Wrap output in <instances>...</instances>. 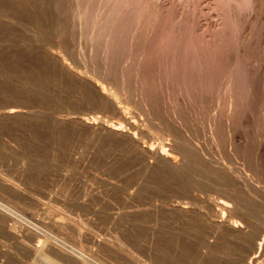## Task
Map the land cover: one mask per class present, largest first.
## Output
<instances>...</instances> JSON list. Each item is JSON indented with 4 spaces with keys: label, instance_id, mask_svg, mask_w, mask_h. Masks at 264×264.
<instances>
[{
    "label": "rangeland",
    "instance_id": "rangeland-1",
    "mask_svg": "<svg viewBox=\"0 0 264 264\" xmlns=\"http://www.w3.org/2000/svg\"><path fill=\"white\" fill-rule=\"evenodd\" d=\"M107 1L0 0V264H145L148 210L176 200L192 209L166 215L154 264H247L264 236V0H129L118 21ZM126 118L180 169L86 125Z\"/></svg>",
    "mask_w": 264,
    "mask_h": 264
},
{
    "label": "bare ground",
    "instance_id": "bare-ground-1",
    "mask_svg": "<svg viewBox=\"0 0 264 264\" xmlns=\"http://www.w3.org/2000/svg\"><path fill=\"white\" fill-rule=\"evenodd\" d=\"M76 1V0H75ZM78 1V0H77ZM81 1V0H80ZM98 1V0H97ZM109 1V0H108ZM107 1V2H108ZM111 1V0H110ZM110 1L108 2V3H110ZM112 1H114V0H112ZM127 1H129V0H126V1H123V0H118V2H117V0H115V2L114 3H111V4H113L112 5V7L110 6H107V7H109L110 8V10L109 9H107V11H109L108 13L106 12L105 14H104V16L105 17H107V15H108V17H109V15L110 16H113V17H110L111 19H115V20H123L122 18H120V17H122V16H124L126 13H127V6H130V4L127 2ZM131 1V0H130ZM129 1V2H130ZM138 1V0H137ZM143 1V0H142ZM102 2H103V0H102ZM126 2V3H125ZM141 2V1H140ZM95 3H97V2H95ZM103 3H105V1L103 2ZM108 3H107V5H108ZM131 3V2H130ZM133 3H135V2H133L132 1V4ZM138 4L137 5H140V6H136V8L139 10V8L138 7H140V10H139V14H142V13H144V11L143 10H145V8H144V6L142 7L143 8V10L141 9V6H142V4L140 3L139 4V2H137ZM143 3V2H142ZM94 4V3H93ZM92 4V5H93ZM100 4V3H99ZM98 4V5H99ZM131 4V5H132ZM144 4V3H143ZM146 4V3H145ZM88 5V4H87ZM148 4H146V6H147ZM78 6V5H77ZM145 6V7H146ZM87 7V6H86ZM95 7V6H94ZM101 7V6H100ZM132 7L134 8L135 7V5H132ZM149 7V6H148ZM151 7V6H150ZM159 7V6H158ZM78 8V7H77ZM76 8V9H77ZM104 8V7H103ZM136 8L135 9H133V10H135L136 11V13H137V10H136ZM147 8V7H146ZM87 9H88V7H87ZM106 9V8H105ZM78 10H79V8H78ZM132 9H131V6H130V9L128 10V11H131ZM101 11V10H100ZM103 11V10H102ZM134 11V12H135ZM145 12H146V10H145ZM159 12H160V10H159ZM80 13V12H79ZM87 13V12H86ZM133 12H131L130 14H132ZM150 13H151V11H150ZM150 13L148 12L146 15H148L149 14V16H150ZM145 14V13H144ZM101 15H102V13H101ZM143 15V14H142ZM80 16H81V14H80ZM94 16V15H93ZM99 16V15H98ZM128 16H130L129 14L127 15V17ZM141 16V15H140ZM139 16V17H140ZM131 17V16H130ZM133 17H134V15H133ZM146 17V16H145ZM173 17V16H172ZM80 18V17H79ZM83 18V17H82ZM93 18V17H92ZM104 18V17H103ZM109 18V19H110ZM149 17H147V20H149L148 19ZM88 19V18H87ZM87 19H86V22H87ZM105 19H107V18H104V20ZM110 19V20H111ZM125 19V18H124ZM127 19V18H126ZM125 19V20H126ZM129 19V18H128ZM135 19V18H134ZM139 19V18H138ZM160 19V18H159ZM85 20V19H84ZM100 20V19H99ZM98 20V21H99ZM103 20V19H102ZM109 20V21H110ZM114 20V21H115ZM130 20H132V19H130ZM144 20H146V19H144ZM154 20V19H153ZM94 21V20H93ZM106 21H108V20H106ZM108 21V22H109ZM136 21V23L138 22V20L136 19L135 20ZM126 22V21H125ZM139 22H141L140 21V19H139ZM138 22V23H139ZM144 22V21H143ZM148 22V21H147ZM78 23H80L81 24V22H79L78 21ZM77 23V24H78ZM104 23V22H103ZM121 23V22H120ZM131 23V22H130ZM129 23V24H130ZM134 23V22H133ZM132 23V24H133ZM137 23V24H138ZM142 23V22H141ZM140 23V24H141ZM146 22H144L143 24H141V26H142V28L144 29V24H145ZM149 23V22H148ZM148 23H146V24H148ZM169 23H171L170 21H169ZM176 23V22H175ZM100 24H101V22H100ZM104 24H106V23H104ZM118 24V23H117ZM124 24H126V23H124ZM129 24L127 25L126 24V26H129ZM137 24H136V26H137ZM172 24V23H171ZM113 25H114V23H113ZM139 25V24H138ZM174 25V24H173ZM173 25H171L172 26V30H173ZM178 25V24H177ZM76 26V25H75ZM115 26V25H114ZM119 26V25H118ZM146 26V25H145ZM155 26H156V23H155ZM174 26H176V25H174ZM83 27V26H82ZM89 27V26H88ZM106 27V26H105ZM138 27V26H137ZM140 27V26H139ZM154 27V26H153ZM168 27V26H167ZM84 28H86V27H84ZM102 28V27H101ZM119 28V27H118ZM131 28L133 29L134 27H132V25H131ZM130 28V29H131ZM141 28V27H140ZM138 29L137 31H139V30H142V29ZM145 28H148L147 26L145 27ZM150 28V27H149ZM148 28V29H149ZM163 28V27H162ZM170 28V27H169ZM117 29V28H116ZM131 29V30H132ZM153 29V28H152ZM93 30V29H92ZM96 30V29H95ZM102 30H103V28H102ZM106 30V29H105ZM109 30H112V29H108V31ZM134 30H135V28H134ZM147 30V29H146ZM145 30V31H146ZM172 30H171V32H172ZM83 31V30H82ZM87 31V30H86ZM85 31V32H86ZM90 31V30H89ZM88 31V32H89ZM107 31V32H108ZM113 31V30H112ZM111 31V32H112ZM118 31L119 30H117V33H118ZM98 32V31H97ZM97 32H96V34H97ZM141 32V31H140ZM152 32V31H151ZM174 32V31H173ZM92 33V32H91ZM91 33H88V34H91ZM103 33V32H102ZM116 32H114V33H112L113 35L115 34ZM116 33V34H117ZM147 33V32H146ZM87 34V36H88V38H89V35ZM107 34V33H106ZM81 35H82V33H81ZM99 35V34H98ZM171 35H172V33H171ZM86 36V35H85ZM86 36V37H87ZM93 36H94V34H93ZM102 37L104 36V35H101ZM100 37V36H99ZM98 37V38H99ZM107 37V36H106ZM105 37V38H106ZM110 37H112L113 38V36H110ZM172 37V36H171ZM174 37V36H173ZM94 38H96V36L94 37ZM97 38V39H98ZM118 38V37H117ZM116 38V39H117ZM85 39V38H84ZM90 39H91V37H90ZM104 39V38H103ZM89 40V39H88ZM100 41V40H99ZM104 41H106V39L104 40ZM112 41H114V40H112ZM85 42V41H84ZM147 42V41H146ZM166 43V42H165ZM103 44V43H102ZM132 44V43H131ZM106 45V44H105ZM133 45V44H132ZM95 47V46H94ZM106 47H107V45H106ZM114 47V46H113ZM124 47V46H123ZM145 48V47H144ZM97 49V48H96ZM100 49V48H99ZM126 49H128V48H126ZM108 50V49H107ZM129 50V49H128ZM141 50V49H140ZM96 51V50H95ZM124 52V51H123ZM144 52V51H143ZM125 53H127V52H125ZM120 54V53H119ZM107 55V54H106ZM138 56V55H137ZM91 57V56H90ZM63 58H64V56H63ZM88 59V58H87ZM119 60V59H118ZM95 61V60H94ZM126 62V61H125ZM64 63V62H63ZM88 64V63H87ZM135 64V63H134ZM118 66V65H117ZM66 67V66H65ZM135 67V66H134ZM111 68H112V66H111ZM76 74V73H75ZM115 79V78H114ZM131 81H132V79H131ZM120 82V81H119ZM122 83V82H121ZM99 84V83H98ZM96 86H99V85H96ZM124 86V85H123ZM105 87V86H104ZM113 87V86H112ZM109 88V87H108ZM115 89V88H114ZM113 91V90H112ZM124 91V90H123ZM101 92L103 93V95H105V97L107 98V99H109L113 104H115L116 105V101H115V96L113 95V93L115 92H112V93H107L105 90H101ZM225 92V91H224ZM116 93H118V92H116ZM119 95H120V93H119ZM122 96V95H121ZM127 96V95H126ZM118 98V97H117ZM122 98V97H121ZM119 99V98H118ZM123 100V99H122ZM126 101V100H125ZM122 102V101H121ZM124 102V101H123ZM129 103V102H128ZM16 105H18V104H16ZM16 105H10L9 107H7V109L3 112V114H4V117H5V115L7 116V118H8V116H17V115H21V114H28V112L26 111V112H24V111H22V110H19L18 108H16L17 106ZM119 105H120V103H119ZM118 105V107H119V110H121V112H123L125 109H123L122 110V108L120 107V106H122V105H120L119 106ZM123 105H124V103H123ZM8 106V105H7ZM117 106V105H116ZM126 105H124L123 107H125ZM4 108V107H3ZM112 108V107H111ZM129 108V107H128ZM129 110V109H128ZM131 110V109H130ZM115 111V110H114ZM125 115V114H124ZM140 116V115H139ZM147 116V115H146ZM10 117V118H11ZM124 117V116H123ZM143 117V116H142ZM155 117V116H154ZM161 118H162V116H161ZM96 119H97V117H96ZM95 119V120H96ZM101 119V118H100ZM127 119V124L126 125H128V126H124V123L123 124H119V123H108L109 121H104V122H101V123H98V122H100V121H93V122H91V121H87L86 122V125H89L90 127H93L94 129H97V130H101L103 133L104 132H106V133H108V134H111V136L113 135V136H117L119 139H121L120 137H123V138H127V139H129L130 140V142L133 144L132 146H136L135 148H133V149H135V151H136V148L138 147L143 153H145L146 155L144 156L145 158L147 157L148 158V156H151V158L153 157H157L158 159H160V160H163V161H167V162H169L171 165H173L174 167H175V169L176 168H179V167H181V165L178 163V162H175L174 160V162L173 161H171L168 157V151L166 152L165 150H159L158 148H159V146H158V148H155V147H148L147 146V143L145 144L144 142H142V137H140V133L138 132V130L140 129L139 128V126L141 125H139V124H137V122H134V121H132V120H130L129 118H126ZM138 119V118H137ZM136 119V120H137ZM143 119V118H142ZM147 119V118H146ZM102 121V120H101ZM2 122H4V121H2ZM139 122V121H138ZM142 125H143V127H144V124L142 123ZM141 125V126H142ZM148 129H151V128H149V126L147 127ZM158 128V127H157ZM93 129V130H94ZM143 129V128H142ZM136 130V131H135ZM140 131H141V129H140ZM149 132H150V130H148ZM101 133V132H100ZM102 135V134H101ZM144 135V134H143ZM153 135V134H152ZM164 135V134H163ZM112 136V137H113ZM149 136V135H148ZM165 136V135H164ZM144 137V136H143ZM244 137V136H243ZM123 138H122V140H123ZM121 140V141H122ZM144 140V139H143ZM164 141V140H163ZM155 142V141H154ZM165 142V141H164ZM168 143V142H167ZM173 143V142H172ZM171 143V144H172ZM158 144V143H157ZM178 144V143H177ZM164 145V144H163ZM179 145V144H178ZM152 146V145H151ZM162 146V145H161ZM165 146V145H164ZM129 147V146H128ZM157 147V146H156ZM173 147V146H172ZM137 148V149H138ZM160 148H162V147H160ZM166 148V147H165ZM182 148V147H181ZM180 148V149H181ZM170 150V149H169ZM182 150H185V149H182ZM263 150H264V147H263ZM138 151V150H137ZM140 151V152H141ZM175 151V150H174ZM176 151H178V150H176ZM139 152V153H140ZM141 152V153H142ZM128 153V152H127ZM139 153H138V155H139ZM142 153V154H143ZM141 154V155H142ZM185 154V153H184ZM183 154V155H184ZM140 155V156H141ZM188 155V154H187ZM186 155V156H187ZM143 156V155H142ZM185 156V155H184ZM150 158V157H149ZM148 158V159H149ZM152 158V159H153ZM187 158H188V156H187ZM147 159V160H148ZM154 160V159H153ZM157 160V159H156ZM156 160H155V162H156ZM184 160V159H183ZM186 160V159H185ZM149 161V164L151 165L152 163H150V160H148ZM162 162V161H161ZM181 162V161H180ZM187 162V161H186ZM159 163V162H158ZM164 163V162H163ZM182 163H185V161H183ZM181 163V164H182ZM161 164V163H160ZM169 164V165H170ZM157 165V164H156ZM162 165V164H161ZM167 165V164H166ZM187 165V163L186 164H184V166H186ZM172 166V167H173ZM155 169V168H154ZM180 169V168H179ZM178 169V170H179ZM153 170V169H152ZM177 170V171H178ZM177 171H176V173H177ZM182 170H180V172H181ZM178 173H179V171H178ZM133 192V191H132ZM133 198V197H132ZM172 199V198H171ZM169 200V199H168ZM174 200H176V199H174ZM156 201V200H155ZM164 200H162V202H163ZM177 201V200H176ZM172 201L171 203H169V205H168V203L166 202V201H164V202H166L167 203V205L166 206H161V205H159V204H155V206L156 207H154V209L153 210H148V217H147V220H146V222H145V230H146V234H147V242H146V249H148V251L147 252H149L150 253V259H149V261L147 262V263H145V264H154V259H156L157 261H161V257H162V251L159 249V248H157L156 246H157V238H159V235H161V233H164V231H165V229H166V227L167 226H165V222H164V219L166 218V215L168 214L169 215V213H174V212H171V211H175V212H177V213H186V214H188L190 211H191V209L192 208H190L187 204H184L182 201V203L180 202V201ZM157 203V202H156ZM160 203H161V201H160ZM162 204V203H161ZM164 204V203H163ZM153 207V206H152ZM156 208V209H155ZM151 209V208H150ZM220 211V210H219ZM220 213V212H219ZM225 216V215H224ZM222 217H223V215H222ZM229 218V217H228ZM219 219V218H218ZM226 219V218H225ZM224 218L221 220V218H220V220L221 221H218L219 222V225H221L222 224V226H223V224H226V220H225ZM229 220V219H228ZM227 223H229V224H226V227L229 225V227H231V228H233L234 229V231H240V230H242V226L243 225H241V224H239L237 221H230V222H227ZM117 224V223H116ZM225 226V225H224ZM220 228H221V226H220ZM167 230V229H166ZM170 231V230H169ZM249 231V230H248ZM246 232V231H245ZM226 233V232H225ZM255 233H256V231H255ZM237 234V233H236ZM249 234V233H248ZM243 235V234H242ZM157 238H156V237ZM237 237V236H236ZM155 238H156V242H155ZM180 239V238H179ZM213 239V238H212ZM221 239V238H220ZM216 240V239H215ZM172 241V240H171ZM210 243H212V241H209ZM214 243V242H213ZM216 243V242H215ZM214 243V244H215ZM255 243V242H254ZM209 244V243H208ZM252 244V243H251ZM158 245L160 246V244H159V242H158ZM211 245V244H210ZM210 245H208V247L207 246H205V248H207L208 249V251H205L204 249H201L202 250V254H203V256H204V258L205 257H209V254L211 253L210 251H209V246ZM213 245V244H212ZM217 245V244H216ZM215 245V246H216ZM259 247L257 246V248H258V250H257V252H255V253H253L252 254V256L250 257V259L248 260V262H247V264H264L262 261H259V259H261L262 260V257H264V236L261 238V241L259 242ZM215 246H210V247H212L211 249L213 250V247H215ZM203 248V247H202ZM47 244L46 245H43V246H41V245H38L37 246V248H35V253H36V255H38V256H40V257H43V258H46V259H50V261L52 262V263H56L55 262V260H52L51 259V257H50V255H49V253L47 252ZM204 250V251H203ZM215 250V249H214ZM223 250V249H222ZM224 251V250H223ZM210 252V253H209ZM215 252V251H214ZM223 254H225V253H223ZM153 255H154V257L156 256V258H153ZM164 255V254H163ZM244 255V254H243ZM228 256V255H227ZM242 256V255H241ZM240 256V257H241ZM226 257V256H225ZM142 258V257H141ZM164 258V257H163ZM200 258H201V256H200ZM210 258V257H209ZM236 258H238V256H236ZM245 258V257H244ZM244 258H242V260L244 259ZM207 259V258H206ZM89 260V259H88ZM199 260V259H198ZM164 261V260H163ZM90 262V261H89ZM89 262L87 261V259H86V261L84 262V264H89ZM141 262V261H140ZM158 262V263H159ZM242 262V261H241ZM262 262V263H261ZM91 263V262H90ZM138 263V262H137ZM142 263V262H141ZM244 263V262H243ZM91 264H95L94 262L93 263H91ZM144 264V263H143Z\"/></svg>",
    "mask_w": 264,
    "mask_h": 264
}]
</instances>
